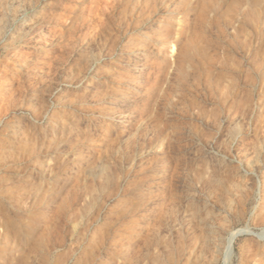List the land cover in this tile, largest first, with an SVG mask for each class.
<instances>
[{
	"label": "rangeland",
	"instance_id": "rangeland-1",
	"mask_svg": "<svg viewBox=\"0 0 264 264\" xmlns=\"http://www.w3.org/2000/svg\"><path fill=\"white\" fill-rule=\"evenodd\" d=\"M0 28V264H264V0H0Z\"/></svg>",
	"mask_w": 264,
	"mask_h": 264
},
{
	"label": "bare ground",
	"instance_id": "bare-ground-1",
	"mask_svg": "<svg viewBox=\"0 0 264 264\" xmlns=\"http://www.w3.org/2000/svg\"><path fill=\"white\" fill-rule=\"evenodd\" d=\"M13 2H14V1H13ZM15 3H17V2H15ZM12 4H13V3H12ZM15 5H16V4H15ZM15 5H14V6H15ZM18 5H19V4H18ZM15 7L17 8V6H15ZM28 7H29V6H28ZM28 7H27V8H28ZM30 9H31V8H30ZM24 11H25V10H24ZM16 14H17V13H16ZM16 14H15V15H16ZM15 17H16V16H15ZM15 17H14V18H15ZM24 17H25V13H24V12H22V11H21V12H18V14H17V22H19V23H20L21 21L23 22ZM11 20H12V18H11ZM12 22H13V21H12ZM8 24H9V23H8ZM13 25H14V24H13ZM8 27H9V25H8ZM3 28H4V26H3ZM16 28H17V27H16ZM0 30H1V28H0ZM233 237H234V234L231 235V237L229 238V241H231V240L233 239ZM259 238H262V237H259Z\"/></svg>",
	"mask_w": 264,
	"mask_h": 264
}]
</instances>
